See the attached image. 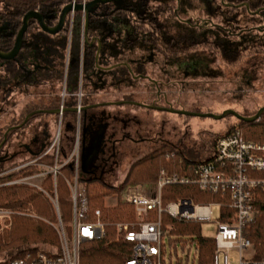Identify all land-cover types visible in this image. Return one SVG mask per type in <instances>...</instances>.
<instances>
[{
	"label": "trees",
	"instance_id": "trees-1",
	"mask_svg": "<svg viewBox=\"0 0 264 264\" xmlns=\"http://www.w3.org/2000/svg\"><path fill=\"white\" fill-rule=\"evenodd\" d=\"M70 2L71 0H0V6L3 9L0 13V20L7 25L8 33L12 35H9L5 39H0V49L4 51L12 48L14 37L21 26V19L25 13L29 11H38L48 18L46 21L48 26H54L60 10ZM217 2H219V0H217ZM261 2L264 5V0H261ZM101 8L102 6H98L93 13L89 14L87 27L90 36H98L100 41L104 43L100 57L101 60L110 65L118 61L117 56L113 55V50L115 49V44L113 43V33L116 29L113 17L115 13H108L105 17L106 19L102 20L99 16ZM67 19L62 32L56 36H49L42 33L34 21L29 22L28 30L26 32L27 37L31 35L30 31L32 29L34 31L36 30L37 33L32 32L33 37H29V39H27L25 35L27 39L26 41L28 42L27 47L21 50L19 58L23 59L22 61L25 62L27 66L34 58H37V49H39L41 55L40 61L42 65L46 63V67L42 66L41 70V75H44L43 79H48L47 74L51 72V64L52 67L54 64L56 65L55 59H62L63 54L60 50H58L59 48H57L56 45L60 44V47L64 46V41L67 39L69 29ZM82 20V13L75 12L70 37L71 44H73V47L76 50L75 54H73L74 49H72L71 52L74 59H77L79 54ZM131 26L130 32L135 33L133 36L139 34L147 43L161 44L159 41L167 40L165 37L163 38L162 34L158 30H155L153 26H149V29L145 27V24H136ZM105 40L106 42H104ZM189 49L191 48L186 49V51ZM86 50L87 52L84 53V69L90 73L94 69V51L89 48H86ZM157 50L158 53L167 55L171 48L165 49L161 46V48H157ZM174 51L178 52V48L174 47ZM211 52H213L214 56L218 59L225 60V58H228L230 60L220 64L233 67L234 64L238 63V60L243 56V54L247 55L250 53L252 55H257L260 52L264 54V48L262 50L250 48L227 49L221 48L217 45L211 49ZM5 70L7 73L6 77H3L4 79H2L0 76V84L3 83L4 86L6 85L10 91L12 87L15 88L17 86L18 80H20L21 77V72L15 62L7 63ZM52 72L63 75V70H55ZM33 81V74L30 76L25 74V84ZM72 88V91L75 92L76 86H73ZM73 104L75 106V102ZM34 110L38 109L35 108ZM190 112L196 111L190 110ZM256 112L257 110L247 115H240L244 117H251L255 115ZM27 114H23L18 119L13 120L9 127L21 124ZM37 116H54L56 120H58L59 117L58 115L37 114L32 116L28 120L27 124ZM66 118L71 119L74 125L76 122V113L65 112L61 115V123H63L64 127L63 132L68 133L72 130V124L69 121L67 125ZM79 120L81 122L82 114H80ZM236 122L237 124L234 127H237L241 131L245 140L249 142L264 143V113L253 123H244L238 120H236ZM27 124L22 126L21 130L14 129L9 132L7 135L8 139H10L13 134L22 132ZM234 127H231L229 130H232ZM7 128H5V130H1L0 132V143ZM72 131H74V127ZM79 133H81V124H79ZM64 137V133L63 137L61 134V156L69 154L75 141V139L70 140V143L67 144L68 146L66 145V147L63 148V142L66 140ZM80 143L81 135H79V147L81 146ZM40 145L42 144H38L37 149L31 148L32 151H28L23 146L21 147L25 148L26 152H31V158H36L41 153L42 147H44L43 145L40 147ZM65 148L67 152H64ZM14 155H19V152ZM170 155L172 156L169 158V161H166V158ZM12 157L13 155L7 156L2 155V153L0 154V208L10 210L14 213L12 216L11 229L0 237V254H5V256L0 259L7 260L18 257L24 247L28 245H40V247L58 246L57 235L55 230L52 228V224L56 221V217L49 200L35 188L25 185H7V183L20 177L37 174L39 172V168L37 166H28L19 171L2 175L6 172L3 167L4 164L10 161ZM209 157L201 158V160L195 159L192 158L191 155H186L184 152L177 151L169 144L164 143L149 152L142 159L134 162L129 167L124 179L117 185L108 184L99 177H79L78 181L84 189V196L87 203L86 216L89 220L95 221L98 219L102 222L105 228L104 230L107 233L101 239L82 246L80 252L81 264H121L124 260L128 259L130 257L128 249L131 245L121 239H117L114 230V225L116 223H131L135 219L133 208L125 202L124 196L130 189H134L136 185L147 186L155 184L162 170H165L170 174L177 173L192 177V169L196 166V164L201 161L208 160ZM37 163L52 165L53 158L45 156L40 158ZM17 165V163H12L8 167L14 168ZM73 176V166L66 165L61 169L60 175L57 177L56 181V198L61 218L65 223L69 222L71 217L70 191L65 181L71 180ZM42 187L48 194H53V184L50 177L43 181ZM107 197H111L116 200L117 203L114 208L106 207L104 205V199ZM182 199L190 200L194 204L205 205L208 203L218 202L220 200V196L218 194L201 191L195 185H167L161 190V202L164 206ZM19 211L28 213L27 216L30 218L19 215ZM95 211H99L100 213L98 218L94 215ZM220 212L221 211L219 210V214ZM225 213L226 212H224V214ZM219 219L221 221L226 220L224 217L222 218V216L221 218L219 217ZM162 222L164 227H171L169 232L171 235L179 237L188 236L190 240L193 241L196 249L195 257L197 264H213L215 243L212 238L202 236L201 226L203 222H178L177 220L171 219L167 215L162 216ZM249 239L257 249L256 259L264 258V214L252 225ZM188 243L192 245V242Z\"/></svg>",
	"mask_w": 264,
	"mask_h": 264
},
{
	"label": "rangeland",
	"instance_id": "rangeland-1",
	"mask_svg": "<svg viewBox=\"0 0 264 264\" xmlns=\"http://www.w3.org/2000/svg\"><path fill=\"white\" fill-rule=\"evenodd\" d=\"M119 1L114 0L112 4L117 7L120 4ZM154 3L151 2L150 5L154 7ZM2 10L0 6V13ZM32 32L37 33L36 30L32 29L30 31L31 35H29L30 38L33 37ZM82 40L85 44V20L82 25L80 44ZM56 47L59 48L58 50L61 51L63 56H65V53L72 52V49H74L73 54L76 51L73 44L69 47L67 39L64 41V46L60 47V44H57ZM250 49L262 50L263 48L250 47ZM190 50L193 51V49ZM61 62L62 59L57 58L55 59L56 65L54 64L52 67L51 64V72L47 74L48 79H43L44 75H41L36 82H28L24 86L12 87L8 94L3 97L0 93V132L9 127L13 120L18 119L21 115L27 114L35 108L44 110L61 100V95L66 94L68 77L65 81V72H63V75L52 72L55 70L62 71ZM159 67L147 66V74L153 79H162ZM27 69L31 70L29 66ZM75 70L73 68L71 71L74 72ZM205 72L204 76L196 78L189 76L180 80H163L166 85L168 83L167 86L160 88V91L166 95L165 99H157L154 87L147 80H134L133 83L127 80L126 83L110 87L112 83L106 79L107 82L102 92L95 91V95H91L92 92H89L88 100L90 102L115 103L126 99L125 101L130 100L147 105L154 104V101L157 100L156 103L162 107L170 105L177 110H192L197 113H211L213 115H220L226 110H233L238 114L247 115L264 106L263 53L260 52L257 55L243 54L233 67L220 63L210 64ZM6 74L5 68H0V76L6 77ZM110 108L115 111L111 113L113 115L108 118L106 125V127L108 126L107 132H105L106 139L110 134L112 135L106 154H103L107 165H102L98 156L92 157L91 150H93V147L87 146L83 155V163L82 154L80 157L79 177H99L112 185H117L124 179L129 167L134 162L142 159L164 143L169 144L177 151L191 155L195 159L201 160V158L209 157L213 154L215 140L237 124L236 119L231 116L214 120L205 117H186L128 105H109L91 109L89 115L111 110ZM128 112H135L137 116L133 118L132 116L131 118L126 117V114L129 115ZM69 121L72 124V130L74 127V131L71 130L65 133L63 132L64 127L60 116L58 120L54 116H37L33 118L22 132L13 134L3 148V151L9 154L19 152V155H13L12 159L4 164V169L8 171L11 169L8 166L12 163L20 164L25 160L32 159L31 152H26L23 147L28 145L27 139L33 134V131L39 133L45 125L48 126L46 130L49 133L47 145L57 136L61 137L62 134L63 137V133L67 144L70 143V140L76 139L77 133H79L77 115L74 125L71 119L66 118V122L69 123ZM17 147L18 149H16ZM114 152L117 153L115 156H113ZM110 154H112L111 157H109ZM136 187L144 188L146 186L136 185ZM116 203L114 198L107 197L104 199L106 207L114 208ZM211 213L212 222L202 223L201 226V234L207 238L214 236L215 224L213 222L219 218V209L212 206ZM18 214L28 217V213L24 211H19ZM11 227L12 219L11 223L0 222V237L8 232ZM170 241L173 243L169 245ZM187 242H192V246H189ZM163 244L166 248L165 264H197L194 252L195 244L188 236L179 237L167 232ZM34 246L40 245H28L24 248ZM3 256L5 254L1 253L0 258Z\"/></svg>",
	"mask_w": 264,
	"mask_h": 264
},
{
	"label": "built area",
	"instance_id": "built-area-1",
	"mask_svg": "<svg viewBox=\"0 0 264 264\" xmlns=\"http://www.w3.org/2000/svg\"><path fill=\"white\" fill-rule=\"evenodd\" d=\"M87 2L88 0H80V2L71 0L70 3L84 5ZM82 17L83 25L85 20L83 13ZM67 18L69 28L67 40L70 47L74 12H71ZM83 43L82 40L81 50ZM65 54L68 59L70 52ZM66 71L67 65L65 76ZM75 95L79 101L80 87ZM66 97L67 93H63L60 101H65ZM76 115L79 121L78 106ZM60 151V137L57 136L42 149L38 157L21 162L2 174L7 175L28 166L39 168L37 174L20 177L7 185H25L35 188L49 200L56 217L52 228L56 232L58 246L24 248L18 257L10 260L0 259V264H81L82 246L101 239L107 234L102 222L98 219L89 220L86 216L87 203L84 189L78 181L79 133L69 154L61 156ZM45 156L53 158L52 165L37 163ZM171 156H168L166 161H169ZM66 165H72L74 169L73 178L65 181L71 198V217L67 223L61 218L55 193L57 177ZM49 177L53 184L52 195L42 187L43 181ZM167 185H195L201 191L218 194L220 200L198 205L190 200L182 199L164 206L161 202V190ZM125 202L133 208L135 219L131 223L114 225L116 238L131 245L128 249L130 257L121 264H165L166 248L163 239L167 232H170L171 227L163 226L162 216L167 215L178 222L211 223L212 206L221 211L220 218L222 216L226 219L221 221L218 218L213 222L215 224V233L212 237L215 243L213 264H264V258L256 259L257 249L249 239L252 225L264 214V143L245 140L237 127L215 140L213 154L208 160L196 164L192 169V177L177 173L170 174L162 170L155 184L128 191ZM13 214L10 210L0 208V222L11 223ZM94 215L98 218L99 211H95ZM171 243L173 242L170 241L169 245ZM188 245L192 246L189 243Z\"/></svg>",
	"mask_w": 264,
	"mask_h": 264
},
{
	"label": "flooded vegetation",
	"instance_id": "flooded-vegetation-1",
	"mask_svg": "<svg viewBox=\"0 0 264 264\" xmlns=\"http://www.w3.org/2000/svg\"><path fill=\"white\" fill-rule=\"evenodd\" d=\"M119 2L120 4L117 7L113 4L102 5L99 13L102 20L106 19L105 17L108 13H115L113 17L116 25L113 33V43L115 44L113 55L117 56L118 61L109 65L107 62L101 60V50L104 43L100 41L98 36H90L87 33V43H83L82 50L79 46L77 59H74L71 52L68 59L66 58V54L65 56L62 55V70L65 72L67 65L66 80L68 77L66 83L68 85L66 88L67 97L65 101L61 102L58 100L57 105L48 107L50 109H44L71 110L77 109L78 106L79 113L82 114L81 122L80 120L78 121L81 124L80 154L83 156L86 147L92 146V157L98 156L101 164L104 166L107 163L105 162L103 154H106L110 137L112 136L110 134L106 139L105 132H107L108 128L106 125L108 118L112 114L102 111L98 114L89 115V110L102 108L104 105L101 106V104L107 103L90 102L88 100L87 88L90 79L93 81L92 88L95 91L103 90L107 82L106 79L112 83L110 87L126 83L127 80L132 81V83L134 80H147L154 87L157 99H165L166 95L160 91V88L167 86L168 83L166 85L165 82L163 83V80L170 81L172 79H184L189 76L195 78L204 76L206 74L205 69L208 65L230 61L228 58L224 60L214 56L211 49L217 45L227 49L264 48V5L261 0H219V2L217 0H120ZM151 2L156 3H154V7L150 5ZM136 24H145L147 29H149V26H153L167 40L159 41L161 44H153L144 41L145 39L139 34L133 36L135 33L130 32L131 25ZM9 35L12 36L8 33L7 25L0 20V39H5ZM92 38L99 39L101 42V50L97 63L95 62V54L98 47L97 42L95 40L92 41ZM27 43L25 41L22 49L27 47ZM161 46L165 49L171 48L167 55L158 53L157 48H161ZM174 47L178 48V52L174 51ZM86 48L94 51V69L90 73L84 69V53L87 52ZM188 48L193 49V51L190 49L186 51ZM9 50L1 51L6 52ZM20 52L17 58L11 61L16 63V66L21 72L17 87L25 85V74L27 76L33 74L34 81L36 82L38 77H41L42 66L46 67V63L42 65L40 61L41 55L39 49H37V58H34L27 66L22 61L23 59L19 58ZM7 63L9 62L0 60V68L6 69ZM96 65L102 68L112 67V69L102 71L96 68ZM28 66L31 70H26ZM147 66H160L159 69L162 79H153L148 75ZM73 68L76 69V72L71 71ZM2 79L4 78L2 77ZM73 86H76L77 91L80 87L81 96L79 101L75 95L77 91L75 93L72 91ZM8 92V87L1 83L0 93L2 97L8 94ZM156 101H154L155 104L160 106ZM74 102L75 106L73 104ZM94 105H97V107L83 111V108ZM32 112H29L26 116ZM125 116L131 118L127 114ZM12 127L15 126L8 127L7 130ZM21 127L18 129L21 130ZM47 128L48 126L45 125L41 132L33 131V134L27 139L28 145H24V147L28 151H32L31 148L47 142L49 140ZM4 134L1 143L4 140ZM8 140L6 136L5 142L2 145L0 143V154L2 153V155H14V152L9 154L3 151ZM94 142L96 143L95 145L93 144ZM116 154L114 152L113 156ZM111 156L112 154L109 155V157Z\"/></svg>",
	"mask_w": 264,
	"mask_h": 264
},
{
	"label": "water",
	"instance_id": "water-1",
	"mask_svg": "<svg viewBox=\"0 0 264 264\" xmlns=\"http://www.w3.org/2000/svg\"><path fill=\"white\" fill-rule=\"evenodd\" d=\"M113 1L114 0H89L84 5L69 3V4L65 5L60 10L58 17H57L56 24L54 26H48L46 24V21L48 18H46V16L42 15L38 11H29V12L25 13L21 19V26L18 29V31L14 37V42H13L12 48L6 52H3L0 50V60L5 61V62H11L17 58L20 50L25 45L24 36L28 30V26H29L30 21H34L42 33L49 35V36H56L62 32L64 25H65L66 18L71 12H74V13L75 12H81L84 14V16H85V43H87V39H88L87 38V33H88L87 24H88L89 14L93 13L98 6L112 4ZM94 40L97 42V47H98L97 52L95 54V62L97 63L98 58H99V53L101 50V42L99 41V39L92 38V41H94ZM96 68H98L99 70H102V71H109L112 69V67L102 68V67H99L97 65H96ZM102 105H104V106H108V105H129V106H135V107H140V108H144V109L164 111V112H168L171 114H176V115H181V116H186V117H201V118L205 117V118H212L214 120H221V119H224L228 116H231L234 119H236L240 122H244V123H253V122L257 121L261 117V115L264 113V106L259 108L255 115H253L251 117H244V116H241L240 114H238L237 112H235L233 110H226L220 115H213L211 113H197V112H190V111H186V110H182V109L177 110V109H174L172 106H168V107L157 106L155 103L147 105V104L133 102V101H119V102H115V103L101 104V106ZM93 107H97V105L83 108V111H85L86 109H89V108H93ZM65 112L76 113L77 109H71V110H64V109L37 110V111L30 113L28 116H26V118L24 119V121L22 122L21 125L12 127L6 131V133L4 134V140L1 143V145L5 142L6 136L9 132H11L14 129L20 128L22 125H24L27 122V120L30 117L37 115V114H50V115H58L59 116L60 114H63ZM83 161H84V156H82V163H83Z\"/></svg>",
	"mask_w": 264,
	"mask_h": 264
},
{
	"label": "crops",
	"instance_id": "crops-1",
	"mask_svg": "<svg viewBox=\"0 0 264 264\" xmlns=\"http://www.w3.org/2000/svg\"><path fill=\"white\" fill-rule=\"evenodd\" d=\"M92 84H93V81L90 79V81H88V88H87V90H88V95H89V92H92V94L91 95H95V90H93V86H92ZM97 92V91H96ZM98 92H102V90H100V91H98ZM119 102V101H118ZM108 103V102H107ZM144 104V103H143ZM109 106V105H108ZM129 106V105H128ZM134 107V106H133ZM136 108H140V107H136ZM111 110H105L107 113H114L113 111H115L113 108H110ZM142 109V108H141ZM144 109V108H143ZM129 113V115L130 116H132V117H134V116H137L136 114H135V112L133 113V112H128ZM113 115V114H112ZM67 125H68V123H67ZM46 143L47 142H44V143H42V145L45 147L46 146ZM42 145H40V147L42 146ZM66 145H67V142H63V148L64 147H66ZM44 147H42V149L44 148ZM34 149H37V147H34ZM65 151H66V148H65ZM64 151V152H65ZM80 157H81V154H80Z\"/></svg>",
	"mask_w": 264,
	"mask_h": 264
}]
</instances>
